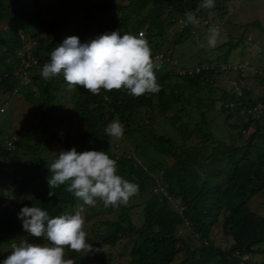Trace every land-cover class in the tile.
Returning <instances> with one entry per match:
<instances>
[{"label":"trees","instance_id":"obj_1","mask_svg":"<svg viewBox=\"0 0 264 264\" xmlns=\"http://www.w3.org/2000/svg\"><path fill=\"white\" fill-rule=\"evenodd\" d=\"M201 2L202 0H127L124 6L96 5L86 17L90 19L95 12L102 9H113L119 16L112 24L97 26L98 35L118 30L121 35L130 33L137 36L138 32H143L152 56L158 53L167 56L166 51H162V44L167 28L172 25V18L184 16L188 11H198L202 17L209 18L213 23L217 22L211 15L206 16V13L220 9L216 6L210 10L201 9L198 7ZM148 3L151 7L142 15ZM160 12H165V16L160 17ZM128 14L135 16L130 24ZM40 23L42 18L39 14H30L23 8L18 11L11 9L10 4L0 0V92L5 95L17 87V79L13 76L18 67L16 54L27 45V51L36 59L39 68L33 71L27 86H18L20 98L27 102L33 95L40 96L43 114H49L56 98L54 93L57 87L66 82L62 73L51 79H45L41 75L43 65L50 62V53L57 45L55 32L60 23L47 24L51 38L45 44L38 39L36 41ZM4 25H8L7 29L1 28ZM245 26H256L264 30L258 21H252ZM21 36L30 41H23ZM198 37L200 36L195 38ZM173 38V49L187 39L191 43L195 39L184 32H175ZM245 40L250 42L247 36ZM241 41L242 37L229 39L225 44L217 46L215 51L219 54L215 57H184L181 53L176 55L172 52L170 59L175 64L154 70L161 86V91L156 93V103L152 101L154 93L134 97L121 88L111 92L101 89L99 95H92L83 86H77L71 105L83 120V137L100 141V151L117 162L118 174L129 182L138 184L139 191L130 198L138 202L133 208L126 204L119 208L105 207L103 203L89 206L87 213L90 210H95V213L88 214V217L108 216L96 221L97 227L92 236L86 235V242L101 251H86L87 253L81 254L66 249V259L72 258L76 264H88L87 257L98 261V255H103L102 246L113 248L123 240L129 244V260L126 264H172L176 256L178 260L175 264H264V260L255 262L251 259L264 254V250L256 248L258 243L264 242V217L252 212L247 204L251 198L264 194V69L260 70L262 74L259 76L254 73L245 78L231 69L233 65L243 63L251 68L244 60H228L231 51ZM203 64L212 65V68L208 67L191 77L177 76L174 73L175 68ZM222 65L230 68L220 70ZM258 70L252 69L256 72ZM221 76L232 80L239 91L230 92L216 86V81ZM251 78L263 89L261 95L253 97L254 93L248 84ZM34 87L38 91H33ZM217 92L219 95L216 98H204V102L200 101L203 95L211 96ZM215 105H220L218 113L224 116L223 125L231 131L228 135L231 143L226 144L215 139L211 131L210 117L214 114ZM145 106L149 108L146 115L142 113ZM254 106L263 112L258 118L246 114V110ZM191 110L194 112L193 116L190 114ZM242 111L241 116L247 119L245 122L231 125L227 123L234 114ZM155 115L166 119L177 130L183 139L182 143L193 136L195 141L190 147H177L171 139L157 135L153 128L145 131V139L142 136L144 130L139 125L150 126ZM117 118L124 125V134L121 137L123 140L132 142L135 137H139L131 154H115L110 150L109 136L104 129ZM8 130L0 129V244L7 242L8 235L21 230L17 211L3 206L8 197L13 200L17 210L25 206H39L51 216L60 215L67 208L73 213L78 201L66 191V185L52 189L53 196H49L48 165L53 160L46 162L40 158L35 147H27L32 163H24L25 168L19 167L15 173L9 174V177H13L10 183L13 190L9 194L5 192L1 177H8V174L2 169V160L8 157L13 162L15 150L21 146L17 136L14 148L6 149ZM10 130L14 131L11 128ZM185 134L187 136L183 137ZM26 139H32V135ZM238 141L242 143L236 146L234 143ZM32 190L34 195L29 201L23 202L22 195ZM152 192L153 195L150 196ZM173 202H177L182 208L181 214L172 209ZM139 205H142V222L136 227L128 210ZM183 221L187 224L190 236L187 234L181 238L177 236L176 226ZM215 227H219L229 238L230 243L226 249H221L211 241L210 234ZM41 239L47 243L44 238ZM98 262L104 264L102 261ZM105 264H111L110 260Z\"/></svg>","mask_w":264,"mask_h":264},{"label":"rangeland","instance_id":"obj_2","mask_svg":"<svg viewBox=\"0 0 264 264\" xmlns=\"http://www.w3.org/2000/svg\"><path fill=\"white\" fill-rule=\"evenodd\" d=\"M5 3L11 5V9L19 10L20 8L27 9L30 14L37 13L42 18V23L37 27V39L41 41V43L45 44L50 40V35L48 33L49 23H60V27L55 32L56 35V46H58L62 41L69 36H77L80 41L87 42L88 40L96 37L98 35L97 26L112 24L119 14L111 9V10H100L93 14L92 18L87 19L86 14L89 13L92 8L96 5L101 4H109L112 6H124L127 4V0H4ZM215 6L218 7L217 12H213L211 17H213L217 22L214 24H218L221 26V39L218 41L217 46L225 44L229 39H237L242 37V41L239 43L238 47L231 51L229 54L228 60L242 61L249 63L251 69L257 68L259 72H256L257 75H261V69H264V30L257 28L256 26H248L245 28L247 24L252 21H258L261 28L264 29V0H215ZM150 3L146 5L144 10L142 11V15H145L146 9L150 8ZM222 7V10H221ZM39 8V9H38ZM159 10V9H158ZM156 10H154L155 12ZM161 11V10H160ZM160 17L165 16V12H160ZM158 14V12H157ZM226 15V19L228 22L218 21L220 16ZM128 23L130 24L133 21V17L131 14L127 15ZM234 23V24H232ZM235 26V27H234ZM8 25H4L1 28L7 29ZM175 33V28H167L164 35V44L162 47V51H166L167 54L173 55L177 50L181 51L180 53L188 56V55H197L200 58L205 57L206 55L209 57H215L219 54L215 51V48H210L205 46L201 48L199 46L200 43H205V37H201L200 40H193L191 43L190 39H187L183 44L181 43L178 48L173 49L172 41L173 35ZM249 36L250 42L245 40V37ZM30 44V43H29ZM185 52V53H184ZM219 80L216 81V86L222 87L227 91H239L237 85L234 86L232 80L228 77H220ZM249 87L254 93L253 97L262 94L263 89L257 86V81L254 78H251L248 82ZM77 86H73L70 90L67 83H60L57 87L56 96L53 104L52 110L49 114H43L44 108L40 106L41 97L40 96H32L26 102L22 98L14 99L10 98L8 107L5 109L3 114H0V129H13L17 133L16 136H19L21 146L15 150V157L13 158V162H10L8 157L5 160H2V169L8 174V177H1V185L3 186L5 192L7 194L11 193L13 190V186L10 185L12 176L9 177V174L15 173L17 168L26 167L24 163H32L31 154L27 151V147H35L38 150V154L40 158L45 160L46 162H50L56 158L54 153H59L61 150H71L73 147L76 148L78 152H84L88 150L92 151H100L102 149V143L98 140H88L83 137L84 132V123L80 116L73 110L71 102L73 93L76 91ZM219 93H214L211 96L203 95L200 97V101L204 102L207 98H216ZM4 97L0 92V100ZM185 98V97H184ZM205 98V99H204ZM186 99V98H185ZM184 99V100H185ZM3 101V100H2ZM34 102H38L39 104L34 105ZM154 103L157 101L156 93H154V97L152 100ZM1 102V101H0ZM220 105L214 106V114L211 115L210 124L211 131L214 135V138L222 141L226 144L231 143V140H228V135L231 131L223 125L224 116L218 113V108ZM233 108V107H229ZM149 108L145 106L142 109V113L145 115L148 114ZM143 114V115H144ZM190 114L193 116L194 112L191 110ZM263 114V112H262ZM261 114V115H262ZM242 113L238 112L234 114L230 118L227 123L230 125L241 124L245 122L246 117L241 116ZM169 116V114H168ZM260 116V115H259ZM145 123V121H144ZM141 130H144L142 136L144 138L146 136L145 131H149V129L153 128L157 135H162L166 138H169L173 141V143L177 147H188L193 143L194 136L184 143L177 132V130L171 127L166 119L161 118L159 115H155L153 122L150 126L139 125ZM134 127V126H133ZM214 127V128H213ZM191 128V126H190ZM153 130V131H154ZM32 135V139L27 140L26 137ZM185 134L183 137H186ZM145 138V139H146ZM139 137H135L134 141H126L122 138L109 137L108 142L110 145V150L119 154L122 152H131L134 150V144L137 143ZM144 139V140H145ZM2 141V140H1ZM191 141V142H190ZM242 141L235 142L236 146H239ZM190 147V146H189ZM178 149V148H177ZM17 156V157H16ZM204 157V156H203ZM219 169V168H218ZM12 172V173H11ZM34 188V187H33ZM34 190V189H33ZM27 191L22 195V201L27 202L34 195V191ZM153 195V192L149 194ZM145 197V196H144ZM243 200H245L243 198ZM143 201V199H142ZM97 203H103L97 200ZM138 203L134 200L129 199L126 206L134 207V205ZM248 208L254 212L256 215L260 217H264V194L258 195L247 201ZM4 207H8L10 209H14L18 216L20 210H17L13 200L8 197L3 204ZM89 205L83 204L82 200L77 201L76 211H79L82 217L85 219V224L83 226V230L86 232L87 236H92L94 234V230L97 227L96 221L98 219H102L103 217H88V214L93 215L95 210H90L87 213ZM172 209L176 210L181 214L182 208L179 207L177 202L172 203ZM67 212H70V209L67 208ZM128 214L131 218L132 223L137 227L142 222V205L137 206L133 210H128ZM21 230L18 233H11V235L7 236V242L0 244V264L5 260L9 255H11V243L13 241H19L24 238L27 239L29 243L33 244H44L46 242L40 240V238H36L31 236L28 232L24 231L22 227V220L19 219ZM179 237H185L189 232L187 231V224L183 221L182 223H178L176 226ZM211 241L214 245L220 247L221 249H226L230 243L229 238L225 234L222 233L219 227H215L211 232ZM190 236V234H188ZM103 255H98V261H102V263H106L110 260L111 264H126L128 262V251L129 244L125 241H119L113 248L108 246H102ZM256 248L260 250H264V242H260L256 245ZM87 253L86 251L81 252V254ZM109 256V259H107ZM250 257V256H249ZM255 262L263 261L264 254L256 255L251 257ZM88 264H98L97 260H93L90 257H87ZM178 260V256H176V260L172 262L175 264Z\"/></svg>","mask_w":264,"mask_h":264},{"label":"clouds","instance_id":"obj_3","mask_svg":"<svg viewBox=\"0 0 264 264\" xmlns=\"http://www.w3.org/2000/svg\"><path fill=\"white\" fill-rule=\"evenodd\" d=\"M198 7L213 9L215 0H202ZM180 23L198 24L200 21L194 12L188 11ZM171 27L177 32L174 25ZM138 33L134 36L130 33L121 35L120 30L105 32L83 43L79 37L69 36L50 53V62L43 65L41 75L45 79H51L62 73L70 90L73 86H83L92 95H99L101 89L111 92L121 88L134 97L145 93H159L161 86L154 73L149 43L143 32ZM199 35H206V44H199L201 48H215L221 39L220 29L215 27L208 28L207 33H198L192 37ZM24 47L27 48V45ZM167 56L170 57L169 54ZM18 86L22 85L17 84V91ZM33 91L38 89L34 87ZM10 93L2 95V100L9 103V97H21H13ZM104 131L109 137L121 138L124 125L117 118ZM54 154L56 158L48 165L49 196H53L52 189L66 185V191L82 200L85 205L95 206L99 200L105 207L119 208L139 191L138 184L129 182L118 174L117 162L103 151L78 152L73 147ZM18 218L23 222L24 231L33 237L44 238L47 243L33 244L24 238L13 241L11 255L2 264H76L74 259L65 258L66 249L76 253L101 251L86 242V232L83 230L85 219L79 211H65L51 216L42 207L25 206L18 213Z\"/></svg>","mask_w":264,"mask_h":264},{"label":"built area","instance_id":"obj_4","mask_svg":"<svg viewBox=\"0 0 264 264\" xmlns=\"http://www.w3.org/2000/svg\"><path fill=\"white\" fill-rule=\"evenodd\" d=\"M194 12V11H193ZM196 14L197 20L200 21L198 24H182L180 23L181 20L185 19L184 16H175L171 19L172 25H174L177 29V32H184L185 34H188V36H195L198 33H207L208 28L215 27L219 29V25L214 24L209 20V18L202 17L198 11L194 12ZM139 35V33L137 34ZM249 40V37H247ZM18 59V67L17 70L13 73V76L17 79V84L26 86L31 79L32 71L36 68H38V63L36 59L27 51V48L24 47L23 50H19L16 54ZM153 57L154 62V69L157 70L161 68L162 66H170L172 64H175L173 60L170 59L169 56H163L161 53L155 54ZM208 67L212 68V65H198V66H192L189 68H175L174 73L177 76H193L196 74H199L200 72H203ZM220 70H226L229 69V66H220ZM232 70L238 71L240 76L242 78H245L247 75H253L256 73V71H252L251 68H248L245 63L243 64H237L233 65L231 67ZM259 72V71H257ZM257 74V73H256ZM13 97H19L20 94L17 91V89H13L10 93ZM8 106V101L3 100L0 104V114L4 113L5 109ZM231 106V105H230ZM243 114V111L241 112ZM246 114H249L251 117L258 118L259 115L262 114V111L259 107L254 106L252 109L246 110ZM9 139H7L5 143V147L7 150H12L14 148V142L17 138L16 134L12 130H8ZM246 259V256L243 257Z\"/></svg>","mask_w":264,"mask_h":264},{"label":"crops","instance_id":"obj_5","mask_svg":"<svg viewBox=\"0 0 264 264\" xmlns=\"http://www.w3.org/2000/svg\"><path fill=\"white\" fill-rule=\"evenodd\" d=\"M210 14H212V13H211V12H207V13H206V16H208V17H209V16H210ZM222 18L224 19L223 21H225V22H228V21H227V19H226V15H222V16H221V18H220V19H218V21L222 22V20H221ZM232 24H234V23H232ZM234 27H235V26H234ZM221 30H222V23H221V28H220V31H221ZM199 36H200V37H198V38H195L194 40H200V38H201V37H204V36H206V35H199ZM249 36H250V35H248V37H249ZM249 39H250V38H249ZM177 51H178V53H180V52H181V51H179V50H177ZM177 57H178V56H177ZM184 57H186V56H184ZM184 57H183L182 59H184ZM178 58H179V57H178Z\"/></svg>","mask_w":264,"mask_h":264}]
</instances>
